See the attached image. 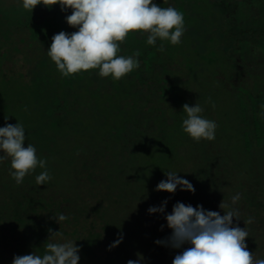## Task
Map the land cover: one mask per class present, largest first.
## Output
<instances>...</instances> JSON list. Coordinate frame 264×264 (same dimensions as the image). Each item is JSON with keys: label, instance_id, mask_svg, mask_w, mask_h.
I'll return each mask as SVG.
<instances>
[{"label": "trees", "instance_id": "1", "mask_svg": "<svg viewBox=\"0 0 264 264\" xmlns=\"http://www.w3.org/2000/svg\"><path fill=\"white\" fill-rule=\"evenodd\" d=\"M154 2L184 13L181 43L151 46L146 32H130L119 55L139 50L141 67L113 81L98 69L64 77L47 55L53 35L77 30L65 20L71 9L40 4L31 13L21 0H0V82L24 103L0 114V126L22 123L24 146L36 147L52 176L38 185L37 168L17 185L11 158L0 162V264L43 255L57 231L56 240L79 247L78 264H127L137 253L142 264H172L183 249L155 243L172 230L165 214L148 208L167 200L170 213L179 201L223 215L219 205L236 193L241 219L233 222L246 226L249 252L264 258V90L244 85L264 66V0ZM191 29L201 32L202 51ZM185 103H199L216 121L215 140L196 142L183 131ZM165 171L195 192L157 191ZM59 213L69 219L59 224Z\"/></svg>", "mask_w": 264, "mask_h": 264}, {"label": "clouds", "instance_id": "2", "mask_svg": "<svg viewBox=\"0 0 264 264\" xmlns=\"http://www.w3.org/2000/svg\"><path fill=\"white\" fill-rule=\"evenodd\" d=\"M59 5L69 26L77 28L71 33L60 31L52 36L47 55L55 63L64 77L98 69L102 78L111 76L118 81L141 67V52L132 55H119L121 44L133 31L147 33V45L157 46V41H168L172 45L181 43L186 31L184 13L173 6L163 8L154 0H22V7L33 12L37 5ZM158 51H165L163 44ZM211 102V98H209ZM214 106V105H213ZM182 110L186 118L182 121L183 131L193 140L213 141L216 138V121L206 118L204 108L196 103H185ZM7 119V118H5ZM26 140L25 127L19 121L0 126V162L11 158L10 175L17 185L23 183L26 175L37 168L44 169L36 176L38 185H46L52 180L47 170V161L37 156L36 147ZM175 171H165L166 180L156 185L157 191L175 193L180 190L195 192L193 184L177 175ZM241 199L240 193L231 197V204L221 203V209H228L221 215L217 211L206 210L202 205L176 202L170 213H166L167 200L159 206H150L148 212L165 214L167 226L172 230L167 240L158 239V245L167 244L173 249H183L177 253L172 264H264V258H255L247 248L245 238L249 237L246 226L235 225L233 218L241 219L238 208L234 207ZM54 219L60 222L68 216L59 213ZM253 222L249 217L245 225ZM163 228V226H162ZM59 231L50 235L45 244V252L15 255L12 264H78L79 247L73 240L58 241ZM123 241V235L113 242L115 247ZM185 245H189L185 247ZM137 259H129L127 264H142L144 257L137 253Z\"/></svg>", "mask_w": 264, "mask_h": 264}, {"label": "rangeland", "instance_id": "3", "mask_svg": "<svg viewBox=\"0 0 264 264\" xmlns=\"http://www.w3.org/2000/svg\"><path fill=\"white\" fill-rule=\"evenodd\" d=\"M22 1V0H21ZM1 29V28H0ZM191 37L200 45L201 51L203 50V44L201 43V32L196 29L190 30ZM209 38L208 35H205V39ZM3 64V60H0V66ZM254 77L252 79L244 80V85L254 90V92L260 90H264V66L258 65L253 70ZM12 88L8 86L6 82H0V114L3 115L6 113V110H14L17 108V105H20V111L23 110L24 103H21L17 100V91H11ZM14 95V96H11ZM17 100V102H16ZM16 103V104H15ZM7 114V113H6ZM137 134L136 132H134ZM138 135V134H137ZM147 197V195H146ZM148 199V197H147ZM138 204V201L134 202ZM212 205V204H211ZM210 207V206H209ZM149 216V214H148Z\"/></svg>", "mask_w": 264, "mask_h": 264}]
</instances>
